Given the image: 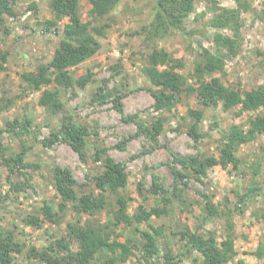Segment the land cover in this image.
Returning a JSON list of instances; mask_svg holds the SVG:
<instances>
[{
	"label": "rangeland",
	"instance_id": "obj_1",
	"mask_svg": "<svg viewBox=\"0 0 264 264\" xmlns=\"http://www.w3.org/2000/svg\"><path fill=\"white\" fill-rule=\"evenodd\" d=\"M246 1L250 7L248 11L241 9L243 25L240 51L237 55L226 58L223 72L215 73L225 84L239 88L242 92L264 85V0ZM12 3L14 13L4 14L3 20H0V48L8 53L4 69L0 72V97L12 100L13 104L1 111L0 128L5 126V122L18 118L22 121L29 119L32 130L20 138L7 132L0 133V225L13 233L14 240L25 243L24 251L14 254L17 264H44L40 258L28 256L30 247L43 249L55 238L67 235L68 222L75 220L69 207L59 224L50 222L40 213L44 202L51 203L56 208L60 202L52 185V167L60 165L70 168L79 184H85L87 191L93 190L92 176L102 170L101 162L92 158L94 147L108 148L109 154L125 165L128 182L120 191L128 200L130 213H134L140 205L150 209L163 204L161 195L153 196L149 193L154 176L159 178L165 190L162 194L172 200L169 214L152 216L148 221L132 226L121 224L115 229L120 235L118 240L124 242L131 238L139 241L140 232L137 230L150 229L151 225L161 226L164 232L157 238L163 253L170 249L174 253L182 250L183 242L179 240L177 232L184 223L194 229L201 220L205 203L201 193L211 196L212 201L221 207L230 203L229 207L233 208L236 203L235 191L245 193L253 185L264 187V134L238 146V168L231 164H217L208 170L206 177L197 178L191 169L175 164L170 152L172 150L183 156L218 158L221 139L230 128L238 126L246 130L248 118L256 112L244 111L241 105L223 110L221 102L217 107H203L196 94L183 95L172 112L158 110L154 106L152 91L155 87L144 73L153 50L165 49L175 58L181 59L184 66L178 70L188 77L189 83L194 84L196 79L191 76V72L198 62L203 61L202 50L205 48L213 52L215 49L213 34L216 29L208 25L213 11L206 0H195L194 10L185 20L188 35L173 32L153 39L143 29L154 19L153 0H122L100 19L94 17L89 0H80L82 20L89 22L91 26L105 24V34L98 37L101 48L97 53L79 65L70 67L75 84L68 89L61 88L63 106L55 115L49 114L38 104L45 87L36 91L24 90L20 74L23 71H36L40 64L51 59L67 18L59 19L53 14L50 0H15ZM217 6L219 9H236L238 0H217ZM191 31L194 33L189 35ZM223 31L233 35L229 28ZM88 73L91 77L87 85L79 86L77 79ZM104 80H107V88L119 89L123 111L116 108L109 96L103 103L95 98L99 86L106 87ZM188 108L204 110L199 128L205 135L198 142L188 134L191 123ZM135 114L148 123L161 114L167 117V121L157 143L140 135L129 139L122 150L116 145L134 136L138 130L136 123L127 122L124 117ZM70 121L88 129L86 161L64 141L59 140L49 146L43 143L53 130ZM24 146L29 147L27 160L38 164V167H20L13 173V180L29 183L26 189L19 191L11 187L7 178L8 168L3 164V159L21 151ZM172 166L186 174L184 181L175 178ZM256 169H259V173H256ZM139 184L142 185L143 194L140 193ZM175 184L182 189L183 196L190 203L189 207L192 202H196L188 209L190 211H182L179 199L171 195ZM226 197L230 202L226 201ZM263 197L264 195H258L252 198L245 213H233L238 254L229 264H264V258H258L254 254L258 244L264 240V224L252 213L263 206ZM29 214L42 218L41 228L23 222V218ZM110 214L107 207L91 218L107 222ZM225 224L223 217H214L207 220L206 226L219 238L225 232ZM72 243L76 249L75 240ZM111 255L113 254L101 250L93 264H105ZM195 258L199 259L200 255L193 251L184 257L183 264H198ZM119 264L147 262L134 249V255Z\"/></svg>",
	"mask_w": 264,
	"mask_h": 264
},
{
	"label": "trees",
	"instance_id": "obj_2",
	"mask_svg": "<svg viewBox=\"0 0 264 264\" xmlns=\"http://www.w3.org/2000/svg\"><path fill=\"white\" fill-rule=\"evenodd\" d=\"M15 0H0V20L4 14H13V3ZM32 1V0H30ZM155 5L154 19L143 29L150 39L162 37L173 32L186 33L185 20L190 16L195 7V0H153ZM240 1V2H239ZM96 19L103 18L113 8L118 6L122 0H89ZM213 14L208 19V25L216 29L213 34L214 51L203 49V61L198 62L196 68L191 72L195 83H189L188 77L178 69L184 66L181 59L175 58L165 49H155L149 55L148 65L144 73L155 87L152 96L155 100V108L172 112L176 105L181 102L183 95L196 94L198 102L203 107H217L220 102L223 110H230L241 105L244 111H254L255 114L248 118V128L242 129L232 126L227 135L221 139L219 156L200 157L198 155H180L170 150L175 164L181 165L184 169H191L197 178L206 177L208 170L221 164H231L234 168L240 166V158L237 148L240 144L255 140L258 135L264 134V85L253 87L251 90L242 92L239 88L224 83L216 72H223L227 57H233L240 51L242 45L241 27L243 21L240 18L242 10H249V3L245 0H238L236 9H219L217 0H206ZM50 7L53 14L59 18H67L63 25V34L51 59L45 64H40L36 71H23L20 74V81L24 90L36 91L43 87L38 99V104L49 114L55 115L62 109L60 98L61 88L68 89L75 84L74 77L70 73V67L77 66L86 59L93 56L101 48L99 36L105 34V24L102 26H91L84 22L80 15V0H50ZM242 9V10H241ZM52 23V22H51ZM229 28L233 35L223 31ZM194 31L189 33L193 34ZM8 53L0 48V72L4 69ZM160 66H164L160 68ZM91 74L78 78L77 83L85 87L89 82ZM107 80H104L106 84ZM50 86V87H48ZM99 86L95 98L103 103L106 97H111L116 108L123 111L122 95H118L117 87L107 88ZM103 89V91H102ZM106 89V91H104ZM13 104L12 100L0 97V113ZM187 114L191 119L188 126V134L195 142H198L205 134L199 128L204 117L202 108H188ZM137 114L124 117L127 122H134L137 126V133L134 136L119 142L116 147L125 149L129 139L143 135L147 139L157 143L158 136L162 133L167 117L162 114L155 119L146 122L137 118ZM7 132L13 137L20 138L25 133L32 132L29 119L5 122L0 128V133ZM89 135L86 126L75 121L63 123L56 130H53L43 143L46 146L61 140L71 146L80 158L87 160V137ZM29 147H22V150L5 157L3 164L8 168L7 178L11 187L15 190H24L29 185L25 182L13 180V173L20 167H38L27 160ZM94 161H100L102 170L92 176L94 189L87 191L85 184H79L70 168L54 165L52 167V185L55 188L60 202L56 208L48 202L40 207V213L52 223L59 224L63 220L67 207L75 216L73 222H68V233L54 240L43 249L34 246L30 247L28 256L40 258L44 264H93L101 250L113 255L106 259L105 264H119L125 262L135 251L147 264H183L184 257L193 251L199 253L200 258H195L198 264H229L238 254L235 246L236 232L235 222L232 220L234 212L245 213L249 209V202L258 195H264V187L250 186L245 193L234 192L236 203L233 208L212 201L211 196L206 193L200 195L204 198L203 215L197 226L192 229L187 223L182 225L177 232L179 240L183 242L182 250L174 253L172 249L163 253L158 244V235H162L164 228L151 225L147 230L140 232L139 241L127 239L122 242L120 235L116 233V227L124 224L132 226L148 221L152 216L168 215L169 204L172 200L166 197L159 178L154 176L149 193L153 196L161 195L162 205L145 209L138 206L134 213L128 210V200L121 194V189L127 185L128 175L125 165L116 161L108 152V148L94 147L92 152ZM259 169H256V173ZM172 172L176 179L184 181L186 174L172 166ZM187 184L186 182H184ZM140 193L143 194L142 185ZM98 191V192H97ZM172 196L179 199L182 211H190L191 207L182 194V189L176 184L171 192ZM111 199V202L109 201ZM264 199V197H263ZM197 201V200H195ZM226 201L230 199L226 197ZM108 207L111 212L107 222L94 220L91 217ZM253 215L258 221L264 224V202L259 210H253ZM214 217H223L226 221L225 232L221 237L208 229L207 220ZM23 222L35 228H41L42 218L29 214L23 218ZM76 242L77 248H73L72 241ZM25 248L24 242L14 240V235L0 225V264H17L14 261L15 253H22ZM254 254L258 258H264V240H262ZM113 256V257H112ZM242 263V260L240 261Z\"/></svg>",
	"mask_w": 264,
	"mask_h": 264
}]
</instances>
